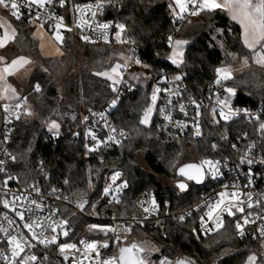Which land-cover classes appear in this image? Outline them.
Listing matches in <instances>:
<instances>
[{
	"label": "trees",
	"instance_id": "16d2710c",
	"mask_svg": "<svg viewBox=\"0 0 264 264\" xmlns=\"http://www.w3.org/2000/svg\"><path fill=\"white\" fill-rule=\"evenodd\" d=\"M170 3L172 0H112L106 7L105 17L115 25H125L124 35L140 49L141 62L152 68L157 77L185 71L190 74L193 89L202 90L216 78L217 67L251 58L239 24L216 10L201 12L209 16L208 20L203 27L186 35L188 44L183 63L171 65L166 57L170 50L167 34L175 31L176 23ZM8 16L15 29L13 47L36 60L32 74L22 81L23 96L31 103L33 115L26 117L23 113L13 123L9 136L8 147L15 160L7 165L6 175L13 177V184L24 187L38 180L45 189L59 188L71 199L96 198L105 175L119 166L129 188L119 204L105 205V210L121 218L138 215L134 201L144 190L152 191L162 203L169 201L171 210L197 200L201 186L189 183L182 191L175 185L163 186L157 180V176L169 175L176 179L175 170L182 163L178 161L179 144L160 143L155 136L154 122L148 127L140 123V116L150 102L152 82L132 83L133 88L123 92L109 114L114 126L130 135L121 144L92 152L82 135L76 140L68 135L56 140L49 138L48 125L52 121L60 125V132L77 128L85 114L101 108L111 97L110 81L96 73L110 68L114 63L112 56L123 48L87 42L66 32L61 57L42 56L31 24L25 18L17 20ZM224 81L235 90L236 104L254 107L262 103L264 106V66L250 61L246 69ZM213 140L212 129L206 128L204 136L195 142L197 162L217 155L211 146ZM138 151L144 153V162L151 173L136 164ZM66 214L72 228L70 239L94 234L88 230L89 219L68 209ZM234 231L232 222H227L223 228L204 236L197 232L194 218L180 220L167 216L164 211L156 220L142 221L134 227L126 241L146 239L155 244L158 251L149 260L153 264L165 257L170 261L185 258L194 264H243L247 254L259 245L250 239L239 240ZM42 253L47 264H57L54 248H45Z\"/></svg>",
	"mask_w": 264,
	"mask_h": 264
},
{
	"label": "built area",
	"instance_id": "2783aa9c",
	"mask_svg": "<svg viewBox=\"0 0 264 264\" xmlns=\"http://www.w3.org/2000/svg\"><path fill=\"white\" fill-rule=\"evenodd\" d=\"M97 2L98 0H65L64 6L61 7L60 0H53L51 5H46L43 9L34 7L31 13L25 8H21L20 10L22 13L21 19L25 18L31 25L32 23H40L49 33L63 36L66 32H71L79 39L87 42L121 47L123 49L120 50V53L125 55V58L121 61L127 67L122 69L120 83L113 86L115 87V91L112 87L111 97L105 104L101 108L92 109L85 114L77 128L63 132L58 131V134L57 132H49V138L56 140L63 135H68L71 139L76 140L82 135L89 149L95 147L97 141H107V143H101L99 148H109L121 144L130 135L124 130L116 128L109 114L118 105L123 92L133 88L132 83L145 80L153 83L150 102H152L151 97L154 90L157 88L161 89L157 93V100L154 105L155 111L152 118L157 140L164 145L174 143L195 144L196 141L204 136L206 128H211L214 136L211 146L217 152V155L205 157L199 160L198 163L200 164L203 160L220 161V174L213 178L210 174L206 173L205 179L201 183L196 184L202 187L197 200L178 210H171L169 201L162 203L156 199L152 191L144 190L134 201L138 215L124 218L117 216L113 211L105 210V205L119 204L123 200L126 190L129 188V184L119 166L113 167L105 175L103 187L96 198L81 196L71 199L65 196L59 188L50 187L45 189L38 180L24 187H19L11 182L12 179H8L9 176L6 175V169L7 165L12 161L11 157H13L8 147L10 131L13 123L24 112L22 108L16 105H13L6 111L0 103V160L4 161V171L0 172V228L7 229V233L0 231V264H9V259H12L11 246L8 244L9 236L27 239L30 243L35 244V247H26L25 251L21 253V257L37 256V261L30 262V264L48 263L46 255L42 253L45 251V248H54V260L57 264H72L73 256L69 255V258L65 260L57 244L45 246L33 240L32 233L24 227L26 222H41L44 225V236L41 239L44 237L51 239L53 235H57L58 244L75 243L77 245L80 251L76 252L75 256L80 258L83 264H98L99 261L117 256L118 246L120 247L122 244L129 243L126 241V238L134 227L139 226L142 221L156 220L161 212L164 211L167 216L176 219H179L181 216L184 217L183 220L194 218L197 232L204 236L223 228L227 222H232L235 235L239 240L250 239L259 245L258 249L251 253L255 254L258 258L256 264H264V235H261L260 232L261 227L264 226V162H261L264 161V132H261L259 128V125L264 123L263 104L259 103L254 107L236 104L234 101L235 96L231 98L230 94L226 91V89L231 87L224 80L220 84H217L215 82L217 76L209 81L202 90L197 91L193 89L190 74L185 71H177L174 74L165 73L157 77L152 68L145 67L146 65L141 62L142 55L140 49L133 44L131 39L124 35L125 32L121 34L120 39L126 42L121 43L117 40L116 32L118 29L111 19L105 17L107 3H105L102 12L96 9L91 10L97 11L95 18L91 16V11H86L83 16L76 11L77 5L84 6ZM0 8L5 14L12 16L10 9ZM37 11L40 12L38 19L35 18ZM177 11L179 10L177 9ZM57 17H63L64 26L57 27L59 24ZM172 17L176 23V29L174 32L167 34V38L172 37L173 40L178 35L182 25L196 17V15L185 14L184 18L180 19L172 13ZM78 23H80L79 27H77ZM99 23H110L112 25L107 30V40L102 35V30H95L96 25ZM69 29L71 30L69 31ZM85 36L89 37V39H83ZM170 45L171 43L169 42ZM135 60H139L140 63H134ZM176 76H180L181 79L175 80L174 77ZM165 89L170 91H165ZM114 100L116 101L115 104L112 103ZM193 100L196 101V104L192 103ZM218 100H228L229 106L233 111L240 110L239 114L233 116L230 120H223L219 115L220 111L223 110L225 113H228L229 109L218 104ZM197 104L200 105L199 109H197ZM181 105H184L183 112L180 110ZM213 109H215V113H213ZM244 110L247 111L245 112ZM197 112H199V116H197ZM166 116H170L171 119H166ZM85 117H87L86 120ZM256 117H259V119ZM141 119H143V113L140 116V121ZM178 122L186 124L187 127L178 126ZM239 122L242 123L241 125L244 124V127H241ZM197 124L200 135L195 134ZM112 129H115V132ZM121 132L124 133L123 136L120 135ZM89 133L94 135L96 139H93ZM109 136H114L115 140L109 141ZM242 157L251 159L254 163L251 165L241 163ZM117 172L120 173V176L115 181V184H113L111 178ZM5 181H7V184H5ZM125 182L126 187L116 191L117 186L123 185ZM109 185H112V190L106 195L104 189ZM53 189L57 191L53 193ZM225 191H236L241 194L240 200L243 201V204L240 206L244 208V212L236 211L233 208L232 211L235 212L234 216H230L226 212L223 213V227L217 229L212 221L207 220L206 213L209 210L208 205L214 204L219 199V194ZM249 194L251 195V201L248 199ZM16 197H21V199L16 200ZM153 197L159 208L155 212H144L141 202H145L144 207H150V201ZM226 199L231 200V197H227ZM5 200L9 201L8 207L4 206L3 201ZM33 200L37 204H40L41 207L36 208L31 203ZM13 201H15L14 207ZM84 201L86 203H84V207L81 209L79 204ZM232 202L235 203V201ZM249 202L253 204V207L249 208L247 206ZM66 209L89 219L90 227L98 225L100 227L116 228L117 231L105 234L98 229H94L95 233L93 235H81L76 240L70 239L72 228L69 217L66 214ZM18 211L24 213V220H21L16 215ZM248 213H252L249 219L255 220V223L244 225V235H240L239 230L236 228V223L240 222L242 224L244 216ZM201 217H205L207 228L211 229L210 231H205L201 228ZM8 220H12L13 223L9 224ZM65 220L68 223L62 229L58 227L55 233L47 227L48 224L56 226ZM128 228L131 231L125 232L124 229ZM37 231L39 232L40 230L37 229ZM63 231H68L69 235L64 236L62 234ZM117 236H119V241L116 239ZM81 240L89 243L96 241L101 244L107 242L109 246L107 248H99L98 257L95 253H92L89 258L85 259L83 257L85 249L80 244ZM135 243L138 245L137 241ZM138 247L140 246L138 245ZM5 257L8 259H5ZM19 262L20 258L12 260V264H19Z\"/></svg>",
	"mask_w": 264,
	"mask_h": 264
},
{
	"label": "snow or ice",
	"instance_id": "6c2138e0",
	"mask_svg": "<svg viewBox=\"0 0 264 264\" xmlns=\"http://www.w3.org/2000/svg\"><path fill=\"white\" fill-rule=\"evenodd\" d=\"M53 3V0H0V7H3L5 9L11 10V15L15 17L17 20L21 19L22 13L21 8L27 9L30 13L33 10V8L43 9L46 5H51ZM105 3L111 4L112 0H98L95 4H87L84 6H76V11L81 14V16L84 15L86 11H91L92 9H96L97 11H103L105 7ZM65 4V0H60V6L63 7ZM172 13L177 18L183 19L185 14L188 15H199L201 12H214L217 9L226 11L229 15L231 20L237 22L240 24L242 28V37H243V43L247 47V49L252 54V60L255 64L264 66V0H172V3L169 5ZM177 9L179 11H177ZM97 11H91V16L93 18L96 17ZM40 16V12H36V19H38ZM59 20V24L57 27H62L63 25V17H57ZM34 22V21H31ZM80 26V23L77 24V27ZM112 25L110 23H99L96 25L95 30H102V35L104 36L105 40H107V30ZM115 27L118 29L116 32L117 40L121 43H124L126 41L121 40V34L125 31V25L123 24H117ZM0 28H4L3 24H0ZM71 29H69L70 31ZM15 38V29H12V32L9 33L7 28H4L3 35H0V48H3L6 46V44ZM57 39H61V36L57 34ZM83 39L88 40L89 37L85 36ZM169 42H172V37H169ZM185 43L184 41H175V47L172 50L171 55L168 57L174 64H182L183 63V52L179 51L180 47ZM3 57H0V60H3ZM30 61H27L24 57H19L16 60H13L10 64H7L2 72H0V80H3L5 78V75H10L14 71L17 70L18 67H22L23 64L29 63ZM243 62L245 65L248 64V57H244ZM134 63L139 64V60H135ZM127 65H121L116 64L114 67L111 68V73L115 74L118 77L122 78V69L126 68ZM147 67V66H145ZM217 79L216 83L220 84L223 80H228L232 78V73L228 68H217ZM100 76H105L110 80H113V85L120 83V79H114L113 75H111L109 72H98L96 73ZM175 80H180V76L174 77ZM39 85H36V90L39 91ZM10 86H6L3 90L7 92L9 90ZM113 90L115 91V87H113ZM161 89L157 88L154 90L153 95L151 97L152 99V106H149L143 114V119H141L140 123L144 125H148L150 122L151 114L154 110V105L157 100V93H159ZM165 91H170L165 89ZM226 91L231 95L235 94V90L232 88L226 89ZM12 92L15 93V89H12ZM218 104L223 105L224 107H227L228 113H225L223 110L220 111L219 115L221 118L225 121L230 120L233 116H236L239 114L240 110L233 111L231 107L229 106L228 100H218ZM113 104L116 103L114 100L112 102ZM193 104H196V101H192ZM17 107H20L17 105ZM200 105L197 104V109H199ZM5 110H8V106L5 105ZM180 110L184 111V105L180 106ZM163 112V110H161ZM245 112L247 110H244ZM213 113H215V109H213ZM197 116H199V112H197ZM166 119H171L170 116H166ZM259 119V117H256ZM87 117H85V120ZM178 126L180 127H187L186 124H180L178 122ZM60 125L56 121H52L49 125L50 130H58ZM259 128L261 132H264V123H261L259 125ZM196 135H200L199 126L196 125ZM113 132H115V129H112ZM58 134V131H57ZM89 135H92L89 133ZM121 136L124 135L123 132L120 133ZM93 139H96L94 135H92ZM109 141H114V136L108 137ZM101 143H107V141H97L96 146L93 148H90L89 151H96L97 148H99ZM254 147V145H252ZM215 147V145H213ZM235 147V145H233ZM12 160H15V157H11ZM264 162V161H261ZM241 163H247L248 165H251L254 163L251 159H245L241 158ZM4 161L0 160V172L4 171L3 168ZM219 165L220 161H212V160H203L200 164H188L179 169V174L181 176L186 177L187 180H195L197 183L202 182L205 179V175L210 174L213 178L217 177L219 172ZM120 173L117 172L113 175L111 178L113 181V184H115V181L119 178ZM9 180L13 179V177L9 176ZM5 184H7V181H5ZM126 187V182L123 185H119L116 188V191H119L121 188ZM178 187L181 190H184L187 188L186 183H179ZM235 187V186H234ZM112 190V185H109L104 189L105 194H109V192ZM53 193H55L57 190L53 189ZM240 193L233 191V192H221L219 194V199L211 205H208V212L206 213L207 220L212 221L216 228L219 229L223 227V221H222V214L227 213L230 216H234L235 212L232 211L233 208L236 209V211L244 212V208L240 205L243 204V201L240 200ZM227 197H231V200H227ZM16 200L21 199V197H16ZM249 201H251V195L249 194L248 197ZM232 201H235L233 203ZM4 206H9V201L5 200L3 201ZM13 207L15 205V201L12 202ZM33 205H35L36 208H40L41 205L37 204L36 201L31 202ZM84 203L86 201L81 202L79 204V207L83 209ZM145 202H141V207L143 208V211L146 213L155 212L159 205L156 203L155 198L153 197L150 201V207H144ZM249 208L253 207V204L251 202L247 205ZM16 215L20 217L21 220H24V213L22 211L16 212ZM252 215V213H248L243 218V223L240 222L236 223V228L239 230L240 235H244L243 232V226L247 225L249 223H255V220H250L249 217ZM179 219L183 220L184 217L181 216ZM9 224H12V220H8ZM68 221H62L58 223L56 226H53L52 224H48L47 227L51 229L53 233L56 232V229L63 228L65 224H67ZM24 227L28 229L30 233H32V239L36 240L40 244L52 245L57 244L60 253L63 255L64 259L67 260L69 258V255L73 256L72 264H83V261L80 258H77L75 256V253L80 251V249L77 248V245L75 243H63L58 244V236L53 235L51 239H48L47 237H44L41 239V237L44 236V225L39 221H31L26 222L24 224ZM92 229H98L101 232H104L107 234L108 232H116V228H110V227H100L98 225H92ZM201 228L205 231H210L211 229L207 228V223L205 221V217H201ZM37 229L40 231L38 232ZM0 231H4L7 233V229L0 228ZM125 232L131 231L130 228L124 229ZM195 231V230H193ZM261 235H264V226L260 229ZM64 236H68V231H63L62 233ZM117 241H119V236H117ZM8 244L11 246V256L12 259H9V264H12V260L15 258H20L19 264H30V262L37 261V256L30 255V256H24L21 257V253L25 251L26 247H35V244L30 243L27 239H18L16 236H9L8 237ZM80 244L84 246L85 251L83 252V257L85 259L89 258L92 253H95L96 256H99V248H107L109 245L107 242L104 243H98L96 241H93L91 243L81 240ZM154 251H158V249H153ZM119 255L113 256L108 259H104L102 261H99L98 264H151V262L144 258V255L146 254V249L142 247H138V245L133 242L130 246L125 247H119L118 246ZM5 259H8L5 257ZM257 256L253 254L252 256L248 257V264H256L257 262ZM159 264H172L170 260H168L167 257L160 260ZM176 264H194L193 261L185 260V259H179L176 261Z\"/></svg>",
	"mask_w": 264,
	"mask_h": 264
},
{
	"label": "rangeland",
	"instance_id": "374dc122",
	"mask_svg": "<svg viewBox=\"0 0 264 264\" xmlns=\"http://www.w3.org/2000/svg\"><path fill=\"white\" fill-rule=\"evenodd\" d=\"M208 17L209 16H207L205 13L196 15V17H194L190 21H188L187 25H184L180 28L178 35H176L171 42L170 51L167 55V60L171 65H174V66L180 65V64H174L172 62V60H170L168 58L171 55L173 48L175 47V41H184L185 42L180 47V49H178L179 51L183 52V57H184V51H185V48L188 44V38L186 37V35L197 30L199 27L200 28L203 27L205 25V22L208 20ZM0 24H3L4 28H7L9 33H11L12 29L14 28L8 14H6V15L1 14ZM31 26H32V34L37 41L39 53L42 56H47V57H61V55H62L61 45L63 43L64 37L61 36V39H57L56 34L49 33L45 29V27L40 23H32ZM4 28H0V35H3ZM241 38H243L242 33H241ZM12 40H10L6 44L5 47L0 48V57L4 58L3 60H0V72H2L3 68L7 64H10L13 60L18 59L19 57H24V58H26L27 61H30V62L23 64L22 67H18L17 70L14 71L12 74H10V75L6 74L5 78L3 80H0V103L2 104L4 109H5V105L8 106V109L11 108L13 105H16V106L19 105L20 108H22L25 116L30 117L33 115V108H32L31 103L26 98H24V96H23L22 81L24 79L28 78L32 74L36 60L34 58L24 54V53L18 52V50L13 47ZM124 58H125V55H122L120 53V51H118L117 53H115L112 56V60H114L113 65L110 68L103 70V71H100V72H109L111 75H113L114 79H120L121 80L120 77L111 73V68L114 67L118 63L123 65V62L121 60ZM248 61L253 62L252 56L250 59H248ZM249 62L247 65L244 64L243 60L239 64L227 62V63H224L223 65H221L217 68H228L231 71L232 77H233V76L237 75L238 73H240L241 71H243L244 69H246L249 65ZM216 69H215V74L217 76ZM102 77H105V76H102ZM105 78H107V77H105ZM108 80L110 81L111 86L113 87L114 86L113 80H110V79H108ZM144 81L145 80H141V81H138V83H143ZM116 85H118V84H116ZM6 86H10V88L7 92H5L3 90ZM12 89H15V93L12 92ZM234 96H235V94L231 95L230 97L232 98ZM149 106H152V102H149V104L147 106H145V108L143 110V114H144V111ZM154 111H155V106H154L153 113L151 114L149 124L148 125L142 124V125H144L146 127L150 126V124L152 123ZM59 129L58 130H50L49 125H48L49 132H57V131H59ZM178 147L180 148V156L178 159L179 163H183V162L190 161V160H193V161L198 160L197 159V152H196L197 147L195 144L181 143L178 145ZM135 157H136V164L139 165L144 172L151 173L149 168L147 167V165L144 162V153L138 151L135 153ZM157 180L163 186L171 187V186L175 185V182L178 179L177 178L175 179V177L173 175H169V176H157ZM88 230H89V232H92V234L95 233V230L92 229L89 225H88ZM137 242H138V245L140 247L146 249V254H142V255H144V258L147 260H150L151 254L155 252L153 249H157L155 244H153L150 240H146V239H144V241H142V242L137 240ZM252 255H253V253H251V252L248 253L243 264H248V257L252 256Z\"/></svg>",
	"mask_w": 264,
	"mask_h": 264
},
{
	"label": "water",
	"instance_id": "95a60500",
	"mask_svg": "<svg viewBox=\"0 0 264 264\" xmlns=\"http://www.w3.org/2000/svg\"><path fill=\"white\" fill-rule=\"evenodd\" d=\"M188 164H199L198 162H196V161H192V162H184V163H182L181 165H179L177 168H176V170H175V175L177 176V181L175 182V186L179 189V190H181L179 187H178V184L179 183H181V182H183V183H186L187 184V188H188V183L190 182V183H193V184H199V183H197L195 180H187L186 179V177H184V176H181L180 174H179V169L181 168V167H183V166H185V165H188ZM201 183V182H200ZM186 188V189H187ZM186 189H184V190H186ZM184 190H182V191H184ZM133 242H135V241H131V242H129L128 244H122L120 247H125V246H130ZM119 255V251H118V254H117V256ZM179 259H185V258H179ZM179 259H177V260H179ZM177 260H175L174 262H172V264H176V261ZM185 260H187V259H185Z\"/></svg>",
	"mask_w": 264,
	"mask_h": 264
},
{
	"label": "crops",
	"instance_id": "0c3cea01",
	"mask_svg": "<svg viewBox=\"0 0 264 264\" xmlns=\"http://www.w3.org/2000/svg\"><path fill=\"white\" fill-rule=\"evenodd\" d=\"M217 10H219V9H217ZM219 11H222V10H219ZM227 16H228V18L229 19H231L230 18V15L226 12V11H223ZM1 14L2 15H4L5 13H4V11L0 8V16H1ZM201 14V13H200ZM6 15V14H5ZM233 21V20H232ZM235 22V21H234ZM237 23V22H236ZM238 24V23H237ZM239 26H240V24H239ZM240 28H241V26H240ZM241 33H242V28H241ZM242 40H243V38H242Z\"/></svg>",
	"mask_w": 264,
	"mask_h": 264
},
{
	"label": "flooded vegetation",
	"instance_id": "af4514ba",
	"mask_svg": "<svg viewBox=\"0 0 264 264\" xmlns=\"http://www.w3.org/2000/svg\"><path fill=\"white\" fill-rule=\"evenodd\" d=\"M193 160L187 161V162H192Z\"/></svg>",
	"mask_w": 264,
	"mask_h": 264
}]
</instances>
